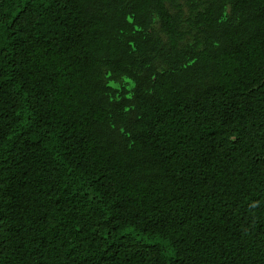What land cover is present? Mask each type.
I'll return each mask as SVG.
<instances>
[{"label":"trees","instance_id":"trees-1","mask_svg":"<svg viewBox=\"0 0 264 264\" xmlns=\"http://www.w3.org/2000/svg\"><path fill=\"white\" fill-rule=\"evenodd\" d=\"M0 264H264V0H0Z\"/></svg>","mask_w":264,"mask_h":264},{"label":"rangeland","instance_id":"rangeland-1","mask_svg":"<svg viewBox=\"0 0 264 264\" xmlns=\"http://www.w3.org/2000/svg\"><path fill=\"white\" fill-rule=\"evenodd\" d=\"M101 200L109 206L108 217L120 218L126 213L149 202L157 193V189L149 182H145L139 191L125 193L120 190L118 183L109 182Z\"/></svg>","mask_w":264,"mask_h":264}]
</instances>
